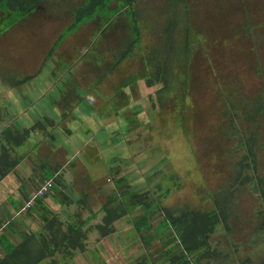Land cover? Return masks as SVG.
I'll return each instance as SVG.
<instances>
[{
    "label": "rangeland",
    "instance_id": "1",
    "mask_svg": "<svg viewBox=\"0 0 264 264\" xmlns=\"http://www.w3.org/2000/svg\"><path fill=\"white\" fill-rule=\"evenodd\" d=\"M81 2L47 0L35 15L31 18L27 16L15 25L10 24V19H3L0 22V28L5 30L0 35V75L14 81L37 73L43 64V72L48 73L52 68H58V61L66 60L59 74L71 75V79L78 84L76 86L85 92L79 93L86 94L92 105L102 107V116L118 110L110 116L109 122L115 123V126L110 131L109 151L105 149L106 153L99 155L93 151L88 156L90 160L85 158L90 162L91 178L101 179L106 174L103 182L113 187V177L116 175L109 168L113 165L107 157L110 153L111 157L116 155L121 161L117 178L127 176L135 190L153 189L159 181L170 187L163 174H175L180 180V188H172L173 193L165 200L167 205L176 209L186 205L209 207L208 194L222 189L232 174L234 159L227 151L230 149L229 142L222 136V131L230 122L231 105L241 108V115L252 117L256 111L255 102L259 98L264 99V0H190L194 4L195 25L205 32L208 53L206 57L203 50L198 49L194 56L187 98L186 101L182 100L186 102L185 107L183 103L173 104L165 108V111L157 109L160 106L157 96L146 89L143 81H140L142 85L137 89H132L133 92L131 88L121 91L124 77L132 78L142 72L140 60L148 57L149 52L136 51L131 60H125L122 66L110 72L111 64L117 57L115 53L123 50V45L131 37L127 17L122 16L111 26L107 30L108 35L103 36L95 47L90 45L97 40L101 25L99 21L92 20L66 36L62 43H57L56 54L50 53L54 39L71 23L72 11ZM167 2L143 0L140 4L144 10L140 48H159L166 44L168 38L162 34V28L166 26L163 11L166 10ZM248 23L253 30L246 29ZM193 36L198 42L204 41L203 36L196 32ZM89 47L92 49L88 52ZM85 54L88 59L99 55L105 57L106 63L97 64L92 59H86L78 64V60ZM67 78L70 79V76ZM179 93L175 100L178 96L183 99ZM183 110L186 111L185 129L188 137L183 133L181 124L174 121ZM258 118L255 123L246 124L245 128L256 131L264 143V114ZM73 128H78V124ZM98 133H95V142L99 141ZM78 141L73 138L74 143ZM88 146V150H95L93 144ZM258 154L264 176V149ZM101 164H104V171ZM157 172L160 174L156 176ZM154 175L158 181L149 183V178ZM236 198L238 218L232 220L233 233L230 238L241 243L248 251L249 240L255 233L251 221L258 200L246 188L238 192ZM98 200L95 198L96 210L100 208ZM100 217L91 221V224L102 223ZM131 219L133 216L118 221L117 235H128L127 228L133 226ZM223 235L219 230L213 240L225 241L227 244ZM97 240L101 242L104 238L94 231L89 245L94 247ZM94 260L98 264L100 262L97 261L101 259Z\"/></svg>",
    "mask_w": 264,
    "mask_h": 264
},
{
    "label": "trees",
    "instance_id": "2",
    "mask_svg": "<svg viewBox=\"0 0 264 264\" xmlns=\"http://www.w3.org/2000/svg\"><path fill=\"white\" fill-rule=\"evenodd\" d=\"M46 1L0 0V22L3 19H10V24L15 25L27 16L31 18ZM142 1L82 0L80 6H77L72 11L71 23L60 31L58 37L54 39L55 42L50 53L56 54L57 43H62L66 36L75 33L78 29L80 30L92 20L99 21L101 25L97 40L90 45L95 47L101 38L107 34V30L111 26L115 25L122 16L127 17L129 19L128 30L131 37L123 45V50L115 53L117 57L111 64L110 72L122 66V62L125 60H131L136 51L142 52L144 50L143 52L145 53L149 52L150 55L148 57H143L140 60L143 65L142 72L132 78L124 77L123 81L125 82H122L121 91L123 92L126 88L135 90L141 84L140 81H143L142 84L146 89L156 94L160 104L157 109L165 111V108L173 104H181L183 103L182 100L186 101L188 87L191 83L190 70L195 59L194 56L197 55L198 49L203 50L205 56L208 53L205 47V32L199 30L198 26L195 25L194 4L190 0H168L166 10L163 11L165 13L166 26L162 28V34L168 38L166 44H161L163 47L159 48H140L143 41L141 26L144 23L142 19L144 10L140 6ZM246 29L250 30L252 26L248 23ZM3 32L5 30L0 28V35ZM195 32L203 36L204 41L202 43L194 38L193 34ZM91 49L89 47L88 52ZM95 58L93 56V59L92 57L88 59L87 54L82 55L81 60H78V64L79 62H85L86 59H92L93 63L97 64L106 63L105 57L99 55L95 56ZM64 61H58V65L61 66ZM75 64L78 65L77 63ZM43 67H45V64L41 65L37 73L25 75L21 79L17 78L14 81H9L7 76L0 75V89H17L28 84L35 76L43 72ZM71 70H73L72 66ZM71 78L72 76L70 75V81L68 80V82L65 81L64 83L66 85L64 86L65 92L67 90L71 91L70 93L67 92L68 95L64 97L61 104L64 110L67 108L68 110L73 109V103L81 100L80 95L78 96L75 92L77 83ZM179 92L182 94L183 99L178 96L177 100L180 99L181 101L175 100ZM153 98L151 97V99ZM168 99H170L169 102ZM185 101L183 107L186 105ZM231 106L230 122L228 127L222 131V136L229 142L230 149H227V151L234 159L232 162V174L230 180L222 189L217 193L208 194L207 204H209V207L201 208L186 205L176 209L167 205L165 200L173 193V189L180 188V180L175 174H163L167 179V185L170 187L164 186L159 181L155 188L140 191L132 187L127 176L117 178L120 172H116V176L113 175L115 176L113 179L116 181L115 187L108 191L109 195L100 210V212L104 213L102 223L89 226L93 218L97 216V213L93 212V216L87 221L81 220L80 217L79 221L66 225L65 222L60 221L56 214L46 210L41 217L42 221H40L42 229L46 231L45 234L36 236L37 234L32 233L29 235L26 233L22 244L14 246L12 243H8L7 239L3 238V233L0 232V242L3 243L5 252L10 254L12 260L17 264H42L48 259H50L48 264H66V262L72 261L77 253L86 249V240L91 232H98L101 238L110 237L116 232L119 220L133 216L131 221L133 223V235L132 237L129 236L128 239H137L142 247L140 248L139 246L140 255L129 260V264H160V262L163 264H232L238 259L239 264H249L251 259L248 254L243 252L247 250L243 248L241 243L232 241L230 238L233 233L231 224L234 222L232 221L233 219L236 220L238 218L236 211L238 204L237 193L246 188L258 200L253 221H251L255 227V233L250 238L249 246L264 242V176L261 172L258 154L261 149H264V143L256 131L245 128L246 124L255 123L259 119L258 117L264 114V99L259 98L255 102L256 111L252 117L245 114L241 115V108L239 109L235 105ZM185 115L186 111L183 110L180 117L177 116L174 121L176 124L178 122L181 124L182 130H184L183 133L188 137V132L185 129ZM3 118L4 112L0 108V143L3 142L13 148L24 145L32 133L37 130L46 131V123L39 122L32 127V130L26 129L22 132H14L10 128H2ZM52 123L54 124V122ZM2 152L0 153V179L14 169L21 160V158L16 156L12 158L11 151L5 147L4 153ZM157 174L160 173L157 172L155 175L157 176ZM155 175L153 178H149V183L155 180ZM47 179H53L54 184L44 196L36 199L35 204L54 189L56 182L63 184L59 176ZM157 181L156 179L155 182ZM87 196V194L82 196V202L86 203ZM27 202L22 208L26 206ZM34 205L25 212L31 210ZM25 212L21 209L18 215ZM137 212L138 214H136ZM10 223V227L19 226L16 221H10ZM8 225L9 222L0 226L2 228L1 231L5 230ZM219 230L223 232V237L227 239V248L219 249V247L226 245L225 241L216 242L213 240ZM19 231L17 234L20 236L24 231L21 229ZM249 246L247 248H250ZM61 254V258L56 256ZM9 259V257L6 259V264Z\"/></svg>",
    "mask_w": 264,
    "mask_h": 264
},
{
    "label": "crops",
    "instance_id": "3",
    "mask_svg": "<svg viewBox=\"0 0 264 264\" xmlns=\"http://www.w3.org/2000/svg\"><path fill=\"white\" fill-rule=\"evenodd\" d=\"M61 70V66L58 65L57 69L52 68L48 73L41 72L20 88L0 89V108L4 112L2 128L6 127L14 132H22L26 129L32 130V127L39 122L46 123L45 132L37 130L32 133L24 145L18 148H13L3 142L0 143V153L2 151L4 153L5 147L11 151L12 158L15 156L21 158L17 166L0 179V226L9 222L8 227L1 233H3V238L5 237L8 243L10 242L14 246L22 244L26 233L37 234L36 236L46 233L40 222L46 210L56 214L60 221L65 222L66 225L79 221L80 217L81 220L87 221L93 216V212L97 213V216L92 221L99 216L102 220L104 213L100 210L109 195L108 191L115 187V180L113 187L104 183L106 174L105 176L103 174L101 179L91 178L90 162L85 158L90 160L88 156L93 151L98 155L105 154V149L109 151L110 131L115 126V123L109 122L110 116L118 110L102 116V107H96L87 101L81 105L80 101H75L73 109L64 110L61 104L64 97L71 92L70 90H67L68 93L65 92L64 86L66 85L64 83L68 82L67 77L70 75L59 74ZM86 106L89 107V111L86 110ZM122 119L124 120V118ZM75 124H78V128H73ZM97 131H99V141L95 142ZM73 138H77L79 141L74 143ZM91 144L95 146V150H88V145ZM111 155L109 153L107 157L112 162L119 158L114 155L116 158L111 159ZM120 164L121 161L111 166L115 173H119L121 170ZM101 167L104 171V164H101ZM105 171L107 173V170ZM56 176L61 177L63 184L56 182L54 189L46 197L37 201L31 210L18 215L30 194L37 190L44 180ZM107 187L109 190H106ZM84 194L88 195L86 203L82 202ZM95 198L99 199L100 208L98 210L95 209V205H97ZM10 221H16L19 226L10 227ZM20 229L24 232L19 236L17 233L20 232ZM92 233L86 240V249L77 253L75 258L66 264H94L96 262L94 257L101 259L100 264L130 263L129 255L119 253V249L114 244H105L104 240L101 242L97 240L94 247L89 245ZM249 242L251 241L249 240ZM262 244L264 242L250 245L248 251H243L251 259L249 264H264V246ZM227 247L228 244L219 247V249ZM56 256L61 258L62 254ZM8 257L10 259L7 264H17L12 260L10 254L5 252L3 243L0 242V264H6ZM49 260L42 264H48ZM160 264L163 263L160 262ZM232 264H239V259Z\"/></svg>",
    "mask_w": 264,
    "mask_h": 264
},
{
    "label": "flooded vegetation",
    "instance_id": "4",
    "mask_svg": "<svg viewBox=\"0 0 264 264\" xmlns=\"http://www.w3.org/2000/svg\"><path fill=\"white\" fill-rule=\"evenodd\" d=\"M71 89H73L71 87ZM76 91H75L78 96L80 95L81 97V100H80V105L82 103H85V101L89 102V100L86 98V94H81L79 92H83L85 93L82 88H79V87H75ZM96 89H94L95 91ZM83 96V98H82ZM109 102H106V104H108ZM106 104H105V107H106ZM87 107V106H86ZM86 110L89 111V107L86 108ZM116 158V156L114 157H111V159H114ZM110 160V158H109ZM119 158L117 160H115L114 162H112L113 164H116V162H119ZM111 161V160H110ZM121 165V164H120ZM110 169H112V171L114 170L113 167H110ZM111 171V170H110ZM106 190H109V188L107 187ZM126 218V217H125ZM124 218H122L123 220ZM132 221V219L130 220ZM127 223V222H125ZM129 225V224H128ZM117 229V228H116ZM128 231H126L128 233V235H122V237H120V235H117L116 232H114V234L110 235V237H107V238H104V243H111L112 245H116V247L119 249V253L123 254V255H129L128 256V259H134L135 257L139 256L141 251H139V246H140V243L136 240H132V239H128V237H132L133 235V228L132 227H128L127 228ZM124 237H126V239H124ZM114 238V239H113ZM119 238V239H118ZM139 243V245H138Z\"/></svg>",
    "mask_w": 264,
    "mask_h": 264
},
{
    "label": "built area",
    "instance_id": "5",
    "mask_svg": "<svg viewBox=\"0 0 264 264\" xmlns=\"http://www.w3.org/2000/svg\"><path fill=\"white\" fill-rule=\"evenodd\" d=\"M53 184H54L53 179H47V180H45V181L42 183L40 189L37 190V191H35V192L29 197V200H28L26 206H25L24 208H22V211L25 212L27 209H29L30 207H32V206L35 204L36 199H37L38 197H42V196H44V195L49 191V189L52 187ZM4 226H6V225H4ZM1 230H2V228H0V232H1Z\"/></svg>",
    "mask_w": 264,
    "mask_h": 264
}]
</instances>
